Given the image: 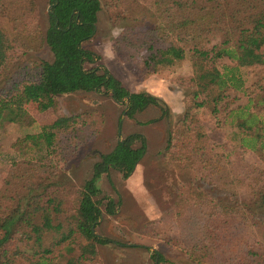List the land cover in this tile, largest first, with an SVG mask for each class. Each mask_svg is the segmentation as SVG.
I'll return each instance as SVG.
<instances>
[{
	"label": "trees",
	"instance_id": "1",
	"mask_svg": "<svg viewBox=\"0 0 264 264\" xmlns=\"http://www.w3.org/2000/svg\"><path fill=\"white\" fill-rule=\"evenodd\" d=\"M102 8L132 22L139 8L137 15L152 20L151 28L127 26L115 39L121 61L143 52L139 74L190 62L184 110L167 132L161 155L165 165L189 177L179 186L172 211L177 219L191 212L193 220L173 246L190 264H264V111L257 110L262 98L255 94L253 103L248 98L233 108H228L233 101L224 102L228 91H243L241 69L264 66V0H48L43 30L35 20V0H0V123L28 125L21 104L31 102L43 112L56 108L58 96L76 92L108 95L127 119L149 106L168 113L152 95L128 91L99 64V56L82 48L95 35ZM16 43L19 55L13 57L9 51ZM40 46L47 48L49 61L19 60ZM203 108L215 119L223 113L217 125L234 130L236 144L229 153L209 142L192 113ZM76 120L58 115L23 136L22 160L0 188V264H53L56 257L64 258L58 264H96V246L112 243L94 231L102 217L97 183L108 170L127 179L143 157L145 139L129 134L117 140L99 155L90 177L63 194L56 174L70 148L64 142L56 149L57 137L74 139V146L84 141ZM243 151L262 168L241 164ZM197 183L216 188L220 197ZM101 199L103 212L113 216L112 201ZM151 258L157 264L163 260L158 252Z\"/></svg>",
	"mask_w": 264,
	"mask_h": 264
},
{
	"label": "rangeland",
	"instance_id": "2",
	"mask_svg": "<svg viewBox=\"0 0 264 264\" xmlns=\"http://www.w3.org/2000/svg\"><path fill=\"white\" fill-rule=\"evenodd\" d=\"M35 3V20L43 30L46 27L48 0H35ZM138 4L141 5L140 1ZM137 12L139 8L135 11L136 22H132L127 16L119 19L116 16L117 12L102 8L97 13L95 35L84 42L82 48L99 56V64L115 76L128 91L152 95L163 104V108L168 113L163 116L158 108L149 106L136 113L132 119H127L122 115L123 107L103 93L76 92L61 95L56 98L55 109L43 112L38 111L35 104L25 102L21 104V108L31 120L28 125L0 123V188L12 166L22 160L20 154L23 153L21 143L23 136L36 133L41 125L51 124L58 115L76 117L77 129L85 136L82 138L85 140L76 142V146L73 145L74 139L69 138L64 141L63 135L57 137L56 149H62L64 142L70 148V151L66 152L65 161L59 163L61 167L56 174L57 183L61 186L59 190L63 194H67L86 181L99 155L110 151L117 140L129 134H140L145 139V151L133 173L124 180L118 172L108 170L107 174L102 175L98 180L100 190L98 201L102 217L94 231L99 237L114 244L96 246V264H157L151 258L153 252H158L163 257L158 264H190L183 253L173 246V241L181 235L184 237L183 228L186 223L193 220V215L188 212L189 221L188 218L177 219L172 211L177 190L181 184L188 181L189 177L187 173H182L176 167L165 165L161 155L164 152L167 132L172 130L183 113V99L188 93L187 80L192 74V69L186 59L168 69L144 77L139 74L144 56L142 51L135 52L132 59L121 61L118 58L119 49L115 39L123 28L132 26L137 31L152 27V20L148 15L139 16ZM18 44L10 48V56L19 55ZM50 58L47 48L40 46L26 56H21L19 60L49 61ZM220 62L229 64L226 59ZM90 67L91 65L84 64L85 69ZM240 72L244 82L243 91H228L224 102L233 101L228 107L233 108L246 104L248 98L253 103V95L257 94L262 98L257 110L263 112L264 66L241 69ZM192 113L196 115L209 142L215 145L216 149L219 147L223 153L233 150L236 144L234 130L217 125L223 113L216 119L211 117L205 108ZM56 154L53 156L55 157ZM242 157L241 164H248L253 169L262 168L263 164L250 152L243 151ZM56 158L58 157L54 159ZM197 184L216 198L220 197L216 188L203 183ZM101 198L112 201L115 212L113 216H107L103 212L105 200ZM182 220H185V223ZM131 245L136 247H130ZM56 258L58 260L53 264H58L60 260L64 261V258Z\"/></svg>",
	"mask_w": 264,
	"mask_h": 264
}]
</instances>
